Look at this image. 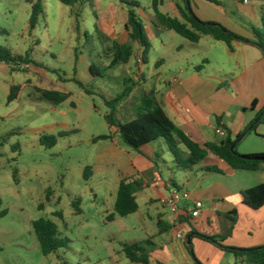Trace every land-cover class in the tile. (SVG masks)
I'll list each match as a JSON object with an SVG mask.
<instances>
[{"label":"rangeland","instance_id":"obj_1","mask_svg":"<svg viewBox=\"0 0 264 264\" xmlns=\"http://www.w3.org/2000/svg\"><path fill=\"white\" fill-rule=\"evenodd\" d=\"M125 1L140 4L135 10L144 26H150L146 33L152 49L143 69L147 85L136 92V98L130 95L125 99L117 119L122 123L134 120L141 106L137 97L152 89L159 77L164 82L182 70L184 79L199 74L203 84L213 82L219 87L217 99L226 92L234 99L225 120L236 142V152L242 156L264 153V123L247 133L258 124L264 108V66L259 52L242 47L232 54L225 43L215 40H211L212 45L207 40L192 45L173 31L161 32L154 27L156 24L148 25L155 16L153 0ZM216 1L244 32L240 26H247V19H253L242 12L247 6L241 0ZM190 4L195 14H205L198 5L219 13V9L200 0H190ZM129 9L121 0H88L72 6L45 0V18L30 30L32 7L28 0H0V47L16 55L29 53L33 60L29 68L22 65L20 71L12 70L13 65L0 64V197L1 210L7 212L0 219V264H134L121 245L137 242L163 255L165 264H248L198 237L189 248L176 238L174 230L160 234L159 215L167 211L159 203L149 204L150 193L146 190L137 194L136 214L121 218L115 213L125 169L113 159L101 161L100 157L109 149L138 157L122 143L114 144L120 139L105 119L110 113L105 100L117 98L127 87L133 88L138 74L137 56L129 64L111 66L116 54L113 44L117 42L114 29L125 33ZM161 60L165 67L157 66ZM14 86H21L22 91L17 100L9 102ZM39 89L70 93L71 97L57 106L42 100ZM249 99L260 101L255 112L251 105L246 112L243 108ZM45 137H55L57 144L49 147L47 141L42 142ZM98 137L112 138L94 142ZM213 137L217 142L222 140L215 133ZM155 145L164 180L185 184L203 197L207 208L225 214V219L237 210L236 222L226 219L221 226L205 222L206 231L194 234L215 237L223 247L237 249H245L244 243L258 237L259 213L247 209V214L239 203L242 191L264 183V170L234 171L231 176L212 160L208 163L215 171L212 174L199 171V166L193 172L174 170V159L164 139ZM123 158L130 160L128 154ZM87 168L92 173L88 180L84 177ZM75 200H81L80 215L72 206ZM59 212L63 220L55 215ZM112 214L115 220L108 221ZM40 219L57 223L60 238L68 245L45 256L32 226ZM149 264H156L155 257Z\"/></svg>","mask_w":264,"mask_h":264},{"label":"trees","instance_id":"obj_2","mask_svg":"<svg viewBox=\"0 0 264 264\" xmlns=\"http://www.w3.org/2000/svg\"><path fill=\"white\" fill-rule=\"evenodd\" d=\"M62 4L72 6L74 3H85L88 0H59ZM123 3L129 5L128 19L126 23V31L129 36V43L120 44L115 42L113 50L116 52L115 58L111 66L121 64H128L133 58L135 51L134 45H138L143 50V59L146 60L147 53L152 49V44L147 36L143 21L137 14L135 8H140V4L136 1H125ZM163 0H153V9L157 17L158 24H160L166 31H173L186 39L192 44H199L204 36H212L216 41L225 43L231 52H234L235 44H248L256 47L261 53L264 60V24L262 28H253V40H249L242 36L235 34L224 26L217 23L203 22L194 13L190 0H179L177 8L181 15V20L177 18L164 15L159 10V5ZM212 3H217L215 0H207ZM242 1H260L264 0H242ZM31 4L32 14L30 18V30L36 29L39 20L45 18L44 3L45 0H28ZM33 63L31 55L27 53L25 56L16 55L7 47H0V64L13 65L12 70H19L22 65H29ZM93 67L91 72H93ZM80 86H82L79 83ZM21 86H14L11 88V94L8 98L9 102L18 99ZM133 91V88L127 87L123 94L119 95L113 100H105L107 108L110 113L106 115L105 119L108 125L116 130V135L124 147L140 152L141 149L147 145L157 143L160 139H164L169 152L172 154L175 167L174 170L192 171L195 167L203 163L206 158L213 154L225 161L235 171L245 172H260L264 170V153L253 154L250 156H242L237 152L231 151L232 145L236 142L232 138L231 131L221 125L220 119L217 121L219 128H222L226 135L219 142H209L203 147L194 142L189 135L181 130L169 118L164 108L157 102L153 94L145 95L141 99L140 110L137 117L129 122L122 123L117 119L118 108L123 104ZM42 100L53 103L54 105H61L70 99V93H63L60 91H49L39 89ZM258 101L255 100L252 105V110H256ZM262 114L260 121L252 130L255 131L259 124L264 123V108L260 111ZM247 133H251L248 130ZM242 134L237 137L240 140ZM112 137H98L94 142L103 141ZM47 141L49 147L57 144L55 137L42 138V142ZM181 147H184L185 151ZM156 155L154 164L158 167ZM208 172H213V168H206ZM92 176L91 169L87 168L84 172L85 179ZM16 177V174H15ZM16 179V178H15ZM171 186L178 188L174 180H170ZM143 181L139 177H125L119 183L117 200L115 204V213L121 218H127L136 214L139 210L137 202V194L143 189ZM242 203L247 208L258 211L264 207V183L259 184L253 188L241 192ZM81 200H75L72 203L77 215L82 214L80 208ZM3 200L0 197V219L7 214L2 211ZM59 219L63 220L64 216L61 212L55 214ZM237 210L229 213V218L236 222ZM115 215H110L108 221H114ZM33 230L40 243L42 253L48 256L57 253L60 249L68 245L66 239L60 238L59 225L50 219H40L32 223ZM159 233L163 234L172 229L171 226L166 225L162 227L158 222ZM191 241L196 237L216 245L221 250L233 254L236 259H240L248 264H264V246L253 249H237L223 247L215 237H206L202 235L189 234ZM188 243V241H187ZM192 243V242H191ZM122 251L127 259L134 264H149L151 260L150 251L143 246L142 243L122 244ZM191 244L189 245V248ZM162 264V263H157ZM196 264H199L196 262Z\"/></svg>","mask_w":264,"mask_h":264},{"label":"crops","instance_id":"obj_3","mask_svg":"<svg viewBox=\"0 0 264 264\" xmlns=\"http://www.w3.org/2000/svg\"><path fill=\"white\" fill-rule=\"evenodd\" d=\"M178 1L179 0H163L162 3H160L159 5L160 12L164 15H168L170 17L181 20V15L177 8ZM201 1L211 4L215 8L219 9L218 11L219 13H214L216 11L210 13L211 11L208 12L207 9L201 8V5H198V9H200V11H203V13L205 14H200L199 12H197L196 15L199 18H201V20L203 21L220 22L230 30L234 31L235 33H238L240 36L247 38L249 40H253V35H252L253 28H261V26L263 27L264 2L241 0L242 5L247 6V8L243 7L242 9L243 14L244 15L247 14V16L253 17L252 20L247 19L248 21H250L249 23L247 22V26L244 25L240 26L241 29L244 31L242 32L239 26L234 24L232 17H230L227 14V11L225 10V7L223 6L222 3H219L216 0L215 1L217 3H212L207 0H200V2ZM234 14L235 12H231V16H234ZM152 24H156L154 25V27L157 28V31H161V32L166 31L160 24H158L156 15L153 17L152 20L148 22V25H152ZM149 27L150 26H145L146 32L149 30ZM113 37H115L117 42L118 39L121 38V41L118 42L120 44H127L130 41L126 28L124 34L118 32L117 29H114ZM204 40H207L209 45H212L211 40H215V39L212 36H204L201 42L195 45L199 46ZM242 47L254 48L259 52V50L256 47L248 44L247 45L235 44L234 52H231L230 50L229 51L230 53L233 54L236 53L237 48H242ZM134 51H135L134 56H137L135 65L137 67L138 74L135 75V81L132 82L133 91L129 98H136L135 96L136 92L140 91L142 85H147L148 82V80L145 78L143 74V69L147 64V59L146 60L143 59V50L138 45H134ZM259 54H260L259 61L263 63L264 66L263 57L260 52ZM157 66L165 67L166 65L164 60L159 61ZM184 74L185 73L181 70L178 74H172L173 75L172 78H170L169 80H165L164 82H161L162 77H159L158 82L155 83V86L152 89H150L148 92H146L145 95L153 94L157 102L164 108L169 118L177 125V127L183 130L187 135H189V137L194 142L198 143L202 147L206 143L217 142L216 139L213 137V133L217 135L216 133L217 129H222L218 127L217 121L218 119H220L222 126H226V127L228 126L225 117L226 114L230 111V108L233 106L234 99H232L227 94V92L225 93L226 95L221 96L220 99H217V92L219 90V87L216 88L213 82L209 84H205V83L203 84V82L205 81L203 82L201 81L199 74L184 79L183 77ZM198 80L201 81V83ZM162 84H164L163 87ZM143 96L137 97L139 104ZM255 100L257 99L254 100L249 99L247 101L246 100L244 101L243 108L245 109V112L247 111L249 105H251V110H252V105ZM257 101H258V106L256 109L260 107V101L259 100ZM255 111L256 110H252V112ZM213 119H215V122ZM114 131H115L114 133L116 134L115 129ZM120 143H121L120 141L114 140L115 145H119ZM155 144L156 143H153L143 147L140 152L134 151L135 152L134 154H136V156L138 157H134L133 153H129L128 151L120 150V153H118L114 149L107 150L103 154V156L100 157L101 161L110 158L120 163V166L125 169L124 170L125 172L122 173L121 180L125 177H135V176L139 177L144 184L143 189L141 191L146 190L150 193L149 204H154V203L160 204V199L166 195V189H168V186H171L170 179H168L167 181L164 180L158 167L153 162L156 155H158L157 147ZM145 150L148 151L145 152ZM123 154H128L130 160L126 161L123 158ZM211 160L215 162L217 165H219L222 169L227 171L229 175L233 176L235 174L234 173L235 170H233L225 161L221 160L219 157L213 154H210L203 163L198 165L199 167L197 166L199 168V171H203L208 174L215 173V171L208 172L205 170L206 168L210 167L208 163ZM193 171L194 170H192V172ZM176 184L179 189H185L191 192L193 199L201 200L204 204V208L201 212V217L197 220L190 222L188 225L186 231L187 241H188V237L190 236L189 235L190 233H194L195 231L197 232L206 231L205 222H207L208 224L214 222L217 225L221 226V223L226 222L225 221L226 219L228 220L230 219L229 215H227L225 219V214H221L218 210H216V208L214 209L207 208L203 197L199 196V194L196 193L195 191H190L189 189H187L184 186L185 184L181 185V183L179 182H176ZM188 205L191 206L192 204L188 203ZM239 205H240L239 206L240 209L243 212H247V214H248L247 209L251 210L243 205L241 193H240ZM162 208L166 210L167 213L160 214L158 222L161 223L162 227H165L166 225L171 226L172 227L171 230H174L177 233V228L174 225L173 216L166 208L164 207ZM254 212H258L261 218V224L260 227L258 228L259 235L258 237L253 238L249 243H244L243 248L245 249H253L264 246V207ZM193 240L191 242H193ZM150 256H151V260L155 257L156 264L158 262L165 264L164 262L165 258L163 257V255L150 252Z\"/></svg>","mask_w":264,"mask_h":264},{"label":"built area","instance_id":"obj_4","mask_svg":"<svg viewBox=\"0 0 264 264\" xmlns=\"http://www.w3.org/2000/svg\"><path fill=\"white\" fill-rule=\"evenodd\" d=\"M29 68V66H26ZM217 135L224 138L226 133L217 129ZM191 203L192 205H188ZM162 207L166 208L174 218V225L177 228L176 238L187 241V228L190 222L201 217L204 204L201 200L193 199L192 193L185 190L168 186L166 195L160 199Z\"/></svg>","mask_w":264,"mask_h":264},{"label":"water","instance_id":"obj_5","mask_svg":"<svg viewBox=\"0 0 264 264\" xmlns=\"http://www.w3.org/2000/svg\"><path fill=\"white\" fill-rule=\"evenodd\" d=\"M250 130H252V128ZM231 151L233 153H236V144L232 145ZM190 244H191V236L188 237V245H190Z\"/></svg>","mask_w":264,"mask_h":264}]
</instances>
